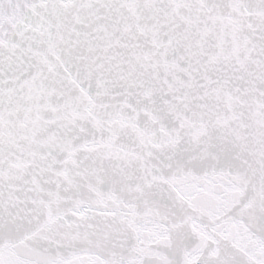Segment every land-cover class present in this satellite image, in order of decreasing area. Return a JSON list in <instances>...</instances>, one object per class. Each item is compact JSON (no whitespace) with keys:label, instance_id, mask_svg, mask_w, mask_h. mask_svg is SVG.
Returning <instances> with one entry per match:
<instances>
[{"label":"snow or ice","instance_id":"6c2138e0","mask_svg":"<svg viewBox=\"0 0 264 264\" xmlns=\"http://www.w3.org/2000/svg\"><path fill=\"white\" fill-rule=\"evenodd\" d=\"M0 264H264V0H0Z\"/></svg>","mask_w":264,"mask_h":264}]
</instances>
